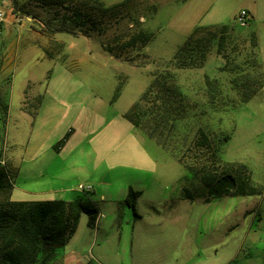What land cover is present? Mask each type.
Returning a JSON list of instances; mask_svg holds the SVG:
<instances>
[{
	"label": "rangeland",
	"instance_id": "obj_1",
	"mask_svg": "<svg viewBox=\"0 0 264 264\" xmlns=\"http://www.w3.org/2000/svg\"><path fill=\"white\" fill-rule=\"evenodd\" d=\"M250 1L127 0L119 21L113 15L101 31L73 36L46 32L61 25L67 9L60 5L0 0L6 20L0 52L11 43L17 48L16 63L0 69V98L9 105L0 102V162L13 179L11 198L91 200L99 211L94 224L81 214L75 234L49 264H264V86L244 101L232 82L250 59L244 42L252 34L264 63V0H257L253 23L241 26L235 17ZM15 4L22 8L17 14ZM219 23L235 29L222 36V45L209 43L202 67H174L193 28ZM141 29L151 39L124 47ZM167 70L183 94L175 103L181 114L150 137L128 114L154 75ZM21 105L28 113L37 107L32 121ZM200 130L210 138L207 145L198 144ZM226 163L235 170L246 165L261 193L206 201L201 175ZM80 184L92 188L80 190ZM65 187L72 191L49 192ZM130 188L141 192L139 217L120 206Z\"/></svg>",
	"mask_w": 264,
	"mask_h": 264
},
{
	"label": "trees",
	"instance_id": "obj_2",
	"mask_svg": "<svg viewBox=\"0 0 264 264\" xmlns=\"http://www.w3.org/2000/svg\"><path fill=\"white\" fill-rule=\"evenodd\" d=\"M47 1L50 4L60 5L67 11L61 19V25L46 27V32L50 34L64 32L73 36L90 35V31H101L99 25L107 23L106 18L114 15L119 21V9L127 6V0L111 6L105 5L100 0L94 2L88 0L83 3L72 0L73 2L68 6L65 5L66 0ZM20 10L22 8L17 4L12 8L14 14ZM26 14L30 16L29 12ZM234 29L233 23L197 25L173 57L174 67L178 69L202 67L210 53L209 43L215 40L218 46L222 45V36ZM150 39L151 34L141 29L123 45L130 47L138 42L146 43ZM245 40L244 44L248 45L245 47L249 49L250 59L241 63V71L232 82L238 87L243 100L248 101L264 86V63L258 55L256 35L252 34ZM105 49L110 53L114 51L111 45L105 46ZM248 68L252 69V73L245 74L244 71ZM208 83H210L209 79ZM182 96L170 70L156 74L150 87L132 106L128 118L135 128L145 131L150 137H155L158 132L163 134L164 128L168 124L173 126L174 121L180 116L181 106L175 103H181ZM39 102L40 98L38 104ZM36 108L34 112L28 110L29 113L34 115L37 112ZM199 133L198 144L207 145L210 140L208 134L203 130ZM68 136L69 133L59 141L58 145L64 143ZM239 166L244 171L239 168L235 170L234 166L226 163L225 168L220 171L207 169L201 175L200 178L208 191L206 201L223 196L261 193L262 188L253 182L247 166ZM13 187V179L5 164L0 162V193L6 195L0 199V264H49L57 256L56 250L65 246L75 234L82 213L89 215L90 224H94L98 218V208L91 200L16 201L11 199ZM140 195V191L130 188L120 206H131L139 217L136 203ZM185 195L191 197L189 189H185Z\"/></svg>",
	"mask_w": 264,
	"mask_h": 264
},
{
	"label": "crops",
	"instance_id": "obj_3",
	"mask_svg": "<svg viewBox=\"0 0 264 264\" xmlns=\"http://www.w3.org/2000/svg\"><path fill=\"white\" fill-rule=\"evenodd\" d=\"M258 5H259V1L251 0L248 7L241 8V10L247 9L249 11V14H250L249 24L253 23V21L256 19V17H258V14H260ZM238 12L239 11L236 12L235 17L238 14ZM5 22H6V20H5ZM5 22L2 26V30L4 28ZM219 24H221V23H219ZM213 25H215V24H213ZM14 47L16 48V44L11 43L2 52H0V69L1 70H8L9 68H11L16 63L17 48L14 50ZM0 102H3L6 105L7 110H9V105L5 101H2L1 98H0ZM21 111H22V114L25 115L29 121L33 120V115L29 114L25 109H23L22 105H21ZM62 190H64V192H66V193L72 191L69 189V187H65V189H50L49 192L58 193V191H62ZM61 196H64V195H61ZM59 199H63V198H59Z\"/></svg>",
	"mask_w": 264,
	"mask_h": 264
},
{
	"label": "built area",
	"instance_id": "obj_4",
	"mask_svg": "<svg viewBox=\"0 0 264 264\" xmlns=\"http://www.w3.org/2000/svg\"><path fill=\"white\" fill-rule=\"evenodd\" d=\"M5 21V13L3 11L0 10V29H1V25L2 23ZM236 21L239 25L241 26H246L249 24L250 22V14L249 11L247 9H242L238 12V14L236 15ZM92 187H86L83 184H80L78 186V189L80 190H89Z\"/></svg>",
	"mask_w": 264,
	"mask_h": 264
}]
</instances>
